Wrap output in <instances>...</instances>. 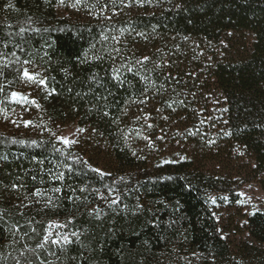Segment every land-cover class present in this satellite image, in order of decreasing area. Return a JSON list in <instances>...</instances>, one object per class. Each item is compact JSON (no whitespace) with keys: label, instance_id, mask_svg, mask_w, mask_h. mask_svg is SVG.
I'll return each instance as SVG.
<instances>
[{"label":"trees","instance_id":"1","mask_svg":"<svg viewBox=\"0 0 264 264\" xmlns=\"http://www.w3.org/2000/svg\"><path fill=\"white\" fill-rule=\"evenodd\" d=\"M59 4L0 0V101L5 105L20 83L19 66L4 63L31 59L27 66L48 77V88L37 90L40 107L34 111L46 122L76 121L105 138L114 174L123 178L112 193L120 202L109 206L101 199L114 186L113 174L75 163L77 157L45 127L24 138L0 132V210H6L0 264L24 263L26 257L32 264H264V212L251 214L243 226L222 225L223 206L214 197L234 195L225 169L242 155L253 160V176L264 190V0L130 6L128 0H107L76 16L62 13ZM243 32L253 35L251 46L221 56L225 37ZM144 56L150 59L137 64ZM113 68L120 69L122 86L112 79ZM146 86L151 104L140 103ZM52 88L55 94L42 98ZM145 114L152 121L162 117L164 130L185 132L192 153L152 161L136 143ZM59 173L63 181L54 179ZM13 183L24 187L11 190ZM35 188L44 195L33 197ZM49 197L55 207H45ZM53 219L68 221L77 236L67 245L36 248ZM17 221L20 231L11 235Z\"/></svg>","mask_w":264,"mask_h":264},{"label":"rangeland","instance_id":"2","mask_svg":"<svg viewBox=\"0 0 264 264\" xmlns=\"http://www.w3.org/2000/svg\"><path fill=\"white\" fill-rule=\"evenodd\" d=\"M106 1L107 0H81V3L74 8L72 5L75 3V0H64L63 4H59V10L66 15H83L88 12V9L91 7H98L106 3ZM253 41V35L249 32L230 33L221 42L223 49L221 56L230 57L231 55H236L237 52H242L244 47L249 48ZM27 67H29V71L34 69L30 66ZM34 70L38 72L36 69ZM38 89V86H29L20 80L19 85L13 91L23 92L25 95H28L29 98L35 99ZM7 100L5 105L4 101L0 103V132H10L14 135L18 134L24 138L29 132H43L39 131L40 127H45L46 129L44 131L47 130L51 132L55 137L63 136L69 140L75 141L76 143L72 144L71 147L61 144L65 148H69L71 155L83 159L92 168L100 169L103 174H113L111 177L113 178L114 186H112L111 189H113V191L118 190V182L121 180V176L117 177L114 174L116 161L110 152L105 138L95 132L93 128L87 125H80L76 121L67 123L46 122L34 111L36 106L12 103L10 95ZM147 100L148 102L145 104H151L152 100L149 96H147ZM132 115L136 117L142 114L132 113ZM161 118L162 117H160L159 120ZM23 120L32 121V126L25 128L21 124ZM159 120L157 118L152 121L151 118L147 121H145V119L141 121L139 132H137V146H140L152 161L157 159L179 160L186 154L190 155L194 149V145L184 136L186 133L164 130V127L160 123L162 121ZM13 121L16 123L14 124ZM147 124H152L153 127L148 128ZM80 129L84 131H79ZM145 136L150 138L151 143L149 140L143 138ZM161 136L163 139H157ZM252 168L253 160L248 156L242 155L225 169L227 173L229 172L228 179L230 180L229 182H231V188L234 189V195H230L228 192H220L214 196L218 199L217 202L219 207L223 206L222 209L219 208V221L222 225L227 224L228 221H234L243 226L251 214L255 212H264V190L260 184L259 178L253 176ZM235 195L238 196V199L233 202ZM50 224L52 225L50 230L53 233L54 239L57 233H59L60 236L67 235L72 238V232L68 221L53 219L46 224L45 229H48ZM51 245L54 244L49 243L46 248ZM20 264H25V262Z\"/></svg>","mask_w":264,"mask_h":264},{"label":"snow or ice","instance_id":"3","mask_svg":"<svg viewBox=\"0 0 264 264\" xmlns=\"http://www.w3.org/2000/svg\"><path fill=\"white\" fill-rule=\"evenodd\" d=\"M46 2H50V0H46ZM128 2H129V6L131 4H133V3L139 4V5H144V4L151 3L152 0H128ZM59 3L63 4L64 0H59ZM80 3H81V0H75V3L72 5V7L75 8ZM112 3H115V0H112ZM177 6L179 7V5H177ZM104 7L106 8L107 5H105ZM106 18L107 19H111V17H106ZM23 31H24V29H21V32H23ZM137 35L138 36H144V33L140 32V33H137ZM104 39L107 40V36H105ZM113 39H115V38H113ZM90 47L94 48V45H92ZM115 51L117 53H119L120 50L116 49ZM12 55L15 56L16 54L12 53ZM94 58L99 60L101 57L96 56ZM149 59L150 58L148 56H144L142 60H137L136 63L137 64H143L145 61H148ZM85 60H86V58H85ZM5 61H6V57H5ZM80 62L83 63L85 61L82 60ZM11 63H15L16 65L19 66V67H17L15 69L16 78H18L21 81L25 82L29 86H38V87H43L44 89L48 88V77L46 75L42 77L40 75V73L36 72L34 69L32 71H29V67H26L27 65H31L33 63L31 59H25V60L21 61L19 57H16V60L14 62H7L6 61L4 63V65H3V67L4 68H8ZM157 67H159V65ZM127 71L128 72H133L134 69H133V67L130 66V67L127 68ZM3 75H4V71L2 69H0V76H3ZM136 75H140L139 72H136ZM112 79L115 80V81H118L121 86L124 83H126V81L124 79H122L120 69H118V68H113V70H112ZM141 79L142 80H147V77L141 76ZM9 83L11 84L12 82L9 81ZM3 91H4L3 85H0V92H3ZM55 92H56V89L52 88L51 90L46 91L45 95L42 98L46 99L48 96H51V95L55 94ZM147 92H148V86H146L144 88V90H143V93L145 94V99L140 101L141 104H145V103L148 102L147 96H146ZM5 99H7V97ZM103 99L106 101L107 97H104ZM10 100H11L12 103H16V104H19V105H29L30 104V105H34L36 107H40V105L37 103V101L35 99L29 98V96L25 95L23 92L12 91L10 93ZM0 103H3V102L0 101ZM100 114H101V116L103 118L109 117V113L108 112H101ZM148 118H149L148 115L145 114V116H144L145 121H147ZM137 119H140V117H137ZM164 119H167V117H164ZM13 123L15 124L16 122L13 121ZM112 123H116V120L113 119ZM225 123H227V121ZM21 124L25 128H28V127L32 126V121L23 120V121H21ZM147 127L148 128H152L153 125L152 124H147ZM79 131H84V130L80 129ZM226 134L230 135L231 133H226ZM143 138L145 140H149V142L151 143L149 137L145 136ZM55 139L57 141L61 142L62 144H64L65 146H68V147H71L72 144L76 143L75 141L69 140L68 138L63 137V136L55 137ZM157 139H163V137L161 136V137H158ZM21 143H23V141H21ZM31 143L34 146H39V143L37 141H35V140L31 141ZM55 150L56 151H60V149H55ZM133 155H135V153H133ZM0 159H3V157H0ZM75 163L86 164L87 162L77 158ZM165 163H168V161H165ZM65 167L68 168L69 171L72 170V166L71 165L65 164ZM92 170L96 171L97 173L101 172V170L98 169V168H94ZM50 175H52V174L50 173ZM32 179L36 180V177L33 176ZM54 179L59 180V181H63L65 179V174L64 173H59V174L54 176ZM121 179H123V178H121ZM168 179H171V177H169ZM23 187H24V185L22 183H20V184L13 183L11 185V190H18V189L23 188ZM52 191L58 193V192L61 191V188H54V189H52ZM83 191H84V189H81V192H83ZM107 191H108V195L105 196V195L101 194V199L108 201L109 202V206L117 205L120 202V197L119 196L113 197V195H112L113 189H111V188H108ZM31 195L33 197L39 198V197H42L44 195V192L40 188H35V190L33 192H31ZM21 206L27 207V205H21ZM45 207L46 208L55 207L51 197H49L48 200L46 201ZM137 207L138 208L142 207V205L138 204ZM5 212H6V210H0V224L6 222V218H5V215H4ZM96 214L99 215V209L96 210ZM20 215L23 216L24 213H21ZM28 223L31 224L32 221H28ZM51 227H52V225L50 224L48 229H44L43 235H42V239L40 240L39 243H37L36 248H39V249L43 250V249H45L47 247V245L49 243L54 244V245H61V244L67 245V244L72 242V240H71V238L69 236H67V235L60 236L59 233L56 234V238L54 239L53 238V233L50 230ZM19 231H20V225H19L18 221H17V223H15V224H13V225H11L9 227V232H10L11 235H15ZM31 232L39 235V233H37V229L34 228V227L31 228ZM25 235H27V233H25ZM72 236H77V233H75V232L72 233ZM26 251L29 252V253H32L33 255H35V249H28L26 247ZM21 255H24V253H21ZM37 259H38V257H37ZM16 264H20V261L17 260ZM25 264H32V260L26 257L25 258ZM39 264H46V261H42L41 260V261H39ZM85 264H86V262H85Z\"/></svg>","mask_w":264,"mask_h":264}]
</instances>
